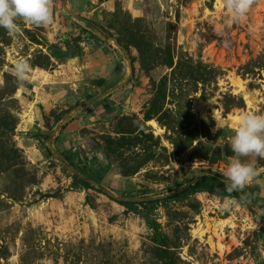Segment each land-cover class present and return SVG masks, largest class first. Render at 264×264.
<instances>
[{
	"label": "rangeland",
	"instance_id": "rangeland-1",
	"mask_svg": "<svg viewBox=\"0 0 264 264\" xmlns=\"http://www.w3.org/2000/svg\"><path fill=\"white\" fill-rule=\"evenodd\" d=\"M132 1L52 0L51 25L18 19L17 34L0 28V264H167L155 255L144 221L119 200L169 195L201 170L222 174L215 111L222 118L264 115V0H252L238 22L217 0H136L146 5L136 19L128 13ZM62 35L66 48L80 36L87 51L98 52L104 76L116 72V83L127 82L126 104L93 126L79 122L80 138L70 143L37 134L27 110L36 74L66 62L47 56ZM21 59L30 66L22 82L14 71ZM90 62L79 78L58 68L67 83L60 99L45 105L51 122L82 108L85 93L109 98L104 89L85 91V75L97 78ZM237 79L242 90L232 86ZM241 159L254 165L264 189V158ZM100 168L94 190L70 189L69 171L88 180ZM262 198L253 206L196 195L192 205L159 208L153 216L163 248L174 264H264Z\"/></svg>",
	"mask_w": 264,
	"mask_h": 264
},
{
	"label": "crops",
	"instance_id": "crops-1",
	"mask_svg": "<svg viewBox=\"0 0 264 264\" xmlns=\"http://www.w3.org/2000/svg\"><path fill=\"white\" fill-rule=\"evenodd\" d=\"M135 2L136 0L132 1V5L130 6L131 10H128L129 15H131L133 19L140 17L141 15L144 14V12H146V8H145L146 5L144 6L142 3H139V2L135 3ZM217 2L218 4L220 3V4L225 5V0H217ZM109 11L113 12V9ZM144 15H146V13ZM80 28L88 32H91L92 30H94L93 28H87V26L85 25H81ZM116 31L119 32L118 29H116ZM116 31H112L113 34H116ZM65 38H66V35H62L58 37L56 41H58L57 47L59 49H56V47H54L55 48L54 51H49V53H47V56L52 61H54L55 58H63V59H66V62L64 64L63 63L58 64V62L57 63L55 62L57 69H55L54 71H44L43 73L36 74L37 82L34 85H32L30 88V93H34L35 96H34V100L32 101L31 105L27 108V110L29 109V113L33 114V116H31L34 119V121L32 122L33 128L35 130V125H36L37 128L39 129L37 130L38 131L37 134L43 135L46 138H49L50 134H59V137H63L65 140L63 143H70L80 138L79 134H81L80 130L82 127L80 125L78 126L79 122H81L82 120H85V122H92V124H89V125L93 126L99 117H107L109 114L113 112V108L123 107V105L126 104L127 99L122 98V95H124V90L126 89L127 82L125 83L126 85L125 84L122 85L120 82L116 83L117 80L119 79V78L117 79L113 77L114 74L117 75L116 72L115 73L112 72L111 74L107 72V75L104 76L100 69L105 66L103 64L101 65V63L95 60V58L98 57L97 56L98 52L94 50L91 51V49L87 51L86 47H88V45L86 47L84 46L86 45L84 44L85 40L83 41V43L81 42L78 43L81 53L74 54L71 51V49L66 48L65 44H61L59 42L61 40L62 43L63 42L65 43L67 41L65 40ZM108 40H111V39H108ZM56 41H54V43H56ZM102 41H104V39ZM119 47H120L119 49L121 50V52H123L120 45ZM106 52L108 53V51ZM116 54L118 56L121 55L120 52ZM91 58H93V62L96 63L95 68L92 70V75L96 74L97 78L91 81L89 79L90 71L85 75L84 82L86 81L89 82L87 84H84V87L86 89L85 91L87 92L93 91L95 87L99 89H104V91H106L105 93H107L106 97H109V98L108 99L106 98L105 100L103 94H98V95L93 96V95H88L85 93L84 95L86 96V101L82 105V108L81 106H79L78 109H72L69 111H65L64 113L61 112L62 111L61 110L60 112L62 114L59 115V119L57 120V122L56 123L51 122V117H50L51 111L45 105L46 103H49L51 105L52 103L58 101L60 97L63 95V93H65V85L67 83L63 80L61 71L58 68L65 67L67 69H71L69 72H71L72 74L71 76L72 79L75 77L79 78L80 77L79 75L83 71V70L82 71L80 70V68H83L82 64L87 63L88 67L92 66L90 62ZM82 61H84V63ZM112 63H114V60L111 58V61L108 62L107 64L112 65ZM76 67L79 68V71L77 70ZM84 73L85 72H83V74ZM120 73H122V71ZM103 77H106L107 79H105L104 81L102 79ZM79 81L81 80H78L75 83L79 84ZM111 82L113 83V85H110ZM80 91L83 92L84 90H80ZM119 92H121V94L117 96L119 98L112 97V95H117V93ZM23 93L24 92H22L21 95H23ZM121 98L122 100H120ZM80 111L81 113L86 112V114H81V113L80 115L77 114ZM81 115H85L83 119L81 118ZM49 120H50V123H49V128H48L46 124L48 123ZM228 129L231 130V138H232L236 128H231V127L229 128L228 126ZM27 139L33 140L31 139V137H28V136H27ZM222 145L226 146V149L224 150V152L229 153V156H230L227 158H223L220 163V165L221 166L224 165L226 169L235 157L229 147L230 141L227 138L223 141ZM254 180H255V177L253 178V181H251L253 182V185L252 186L247 185L246 186L247 188L245 187L244 189H248L249 187L251 189L250 190L251 194L257 193L261 200L263 199L262 196H264V189H262V187L259 186L258 181L256 180L254 181ZM252 188L254 189V191H252ZM200 195L209 196V194H199V196ZM212 197H215V196H212ZM224 201H232V200H224Z\"/></svg>",
	"mask_w": 264,
	"mask_h": 264
},
{
	"label": "clouds",
	"instance_id": "clouds-1",
	"mask_svg": "<svg viewBox=\"0 0 264 264\" xmlns=\"http://www.w3.org/2000/svg\"><path fill=\"white\" fill-rule=\"evenodd\" d=\"M252 3V0H225V5L234 22L242 20ZM18 19L37 26H47L53 23L52 0H0V28L10 34H17ZM27 61L18 60L15 74L18 81H23L29 71ZM227 122H217L213 131L220 130ZM234 159L222 173L226 178V191L243 190L257 175L251 162H245L242 157L256 156L264 158V115L244 113L240 116L239 127L234 131L229 145Z\"/></svg>",
	"mask_w": 264,
	"mask_h": 264
},
{
	"label": "trees",
	"instance_id": "trees-1",
	"mask_svg": "<svg viewBox=\"0 0 264 264\" xmlns=\"http://www.w3.org/2000/svg\"><path fill=\"white\" fill-rule=\"evenodd\" d=\"M81 37L77 36L73 40L72 47L67 46L74 54H80L81 50L77 43L80 42ZM223 137L222 141L226 138L231 141V130L228 127H224L218 131ZM223 143V142H222ZM226 146L220 145L219 153L221 161L223 158L230 157L229 153L224 152ZM104 170L102 168L95 172L94 177L87 178L88 180H83L79 178L73 171L70 173V189L77 192L83 190L89 191L94 190V185L98 184V180L101 178V173ZM97 178V179H96ZM197 179L192 182V179L188 181L183 186H177L176 190L169 195H158L152 198H143L139 201L130 198H123L119 200V205L125 210L126 213H132L138 215L143 221L146 228L150 231L155 245L154 253L157 257L166 260L167 264H174L171 256L163 248L164 239L161 233L160 224L156 221L153 213L159 208L168 207L170 205L188 202L192 205L194 198L199 194H209L217 197L220 201L232 200L242 205H257L260 201L258 194L250 192V188L243 189L239 191H233L231 193L226 191V178L223 175L211 171V170H201L197 174ZM247 190V192H246ZM257 190V189H256ZM252 191L254 189L252 188ZM196 212V210H195Z\"/></svg>",
	"mask_w": 264,
	"mask_h": 264
},
{
	"label": "bare ground",
	"instance_id": "bare-ground-1",
	"mask_svg": "<svg viewBox=\"0 0 264 264\" xmlns=\"http://www.w3.org/2000/svg\"><path fill=\"white\" fill-rule=\"evenodd\" d=\"M232 86H234L237 90H242L243 86L240 80H231ZM215 115L217 118V122H227L224 123L223 126L229 125V126H234L237 122H240V117H227V118H222L221 114L217 111H215ZM217 234V233H216Z\"/></svg>",
	"mask_w": 264,
	"mask_h": 264
},
{
	"label": "water",
	"instance_id": "water-1",
	"mask_svg": "<svg viewBox=\"0 0 264 264\" xmlns=\"http://www.w3.org/2000/svg\"><path fill=\"white\" fill-rule=\"evenodd\" d=\"M117 46H118V45H117ZM118 47H119V46H118ZM119 48H120V47H119ZM196 177H197V176H196ZM196 177L192 180V182H194V181L197 179Z\"/></svg>",
	"mask_w": 264,
	"mask_h": 264
},
{
	"label": "built area",
	"instance_id": "built-area-1",
	"mask_svg": "<svg viewBox=\"0 0 264 264\" xmlns=\"http://www.w3.org/2000/svg\"><path fill=\"white\" fill-rule=\"evenodd\" d=\"M220 202V201H219Z\"/></svg>",
	"mask_w": 264,
	"mask_h": 264
}]
</instances>
